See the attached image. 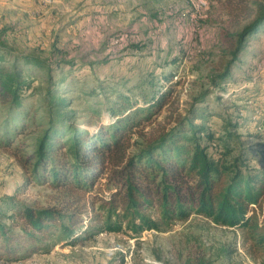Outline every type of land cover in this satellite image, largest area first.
Masks as SVG:
<instances>
[{
	"label": "rangeland",
	"instance_id": "rangeland-1",
	"mask_svg": "<svg viewBox=\"0 0 264 264\" xmlns=\"http://www.w3.org/2000/svg\"><path fill=\"white\" fill-rule=\"evenodd\" d=\"M205 1L206 7L200 9L194 0H0V41L9 50V61L14 54L55 61L52 48L57 43L61 51L57 58L75 65L73 73L65 69L60 74L51 68L52 93L57 91L66 103L61 112L66 122L54 127L71 124L96 132L99 125L113 122L110 109L118 106L117 94L138 100L155 90L141 84L152 70L157 80L163 74L176 75L180 102L209 89V76L220 69L223 36L239 32L251 19H241L238 12L236 19L232 17L225 0ZM76 20L89 23L90 31L69 30L68 24ZM78 32L87 43L94 42L87 50L76 46ZM247 45L230 69L229 89L218 92V99L208 95L204 105L224 119H215V125L210 122L209 130L214 132L215 143L232 149L228 159L243 151L249 165L260 168L264 165L260 162L264 159V106L257 109L254 103L264 105V26ZM175 57L181 61L162 65ZM19 67L25 78L36 79L39 90L20 110L8 114L0 108V129L16 116L17 121L24 110H32L15 139L9 144L0 140V201L12 199L15 204L46 208L57 205L54 192L48 184L32 180L31 166L23 162L33 144L35 136L29 133L37 129L34 124L46 128L53 111L43 98L47 71L32 64L20 63ZM164 115L162 111L158 121ZM235 118L243 121L230 129L232 136L226 139L218 131L219 124ZM81 224L85 229L88 218ZM244 238L238 229L190 214L185 221L162 223L158 230L139 234H92L72 245L47 238L43 245H48V252L28 250L17 255H26L21 259L3 256L0 264H264V255L250 248Z\"/></svg>",
	"mask_w": 264,
	"mask_h": 264
},
{
	"label": "trees",
	"instance_id": "trees-1",
	"mask_svg": "<svg viewBox=\"0 0 264 264\" xmlns=\"http://www.w3.org/2000/svg\"><path fill=\"white\" fill-rule=\"evenodd\" d=\"M224 7L235 19L238 12L241 19L251 20L239 32L223 36L220 69L209 76V89L180 102L176 75L162 73L157 80L152 70L141 84L155 90L138 100L117 94L118 106L110 109L113 122L99 125L96 132L71 124L54 127L65 124L61 112L66 103L57 91L52 93L51 68L60 74L65 69L73 73L74 62L57 58L61 51L54 45L55 61L31 54H14L9 61L8 49L0 41V108L6 113L20 110L39 90L36 79L24 77L20 63L47 71L43 98L53 111L46 128L34 124L37 129L29 134L35 137L23 163L31 166L32 180L48 184L57 203L38 209L12 199L0 201V258L21 259L26 255H17L28 250L46 253L50 250L43 245L47 238L72 245L92 234H139L158 230L162 223L185 221L190 214L240 230L249 247L264 255V165L251 167L243 151L228 159L232 149L215 143L214 132L209 130L222 117L204 105L208 95L218 99V92L229 89L231 67L264 26V3L225 0ZM180 61L175 57L162 65ZM254 104L257 109L264 106ZM31 111L26 109L17 121L16 116L12 123L2 124L0 140L9 144L15 139ZM162 111L164 119L158 121ZM239 120L243 121H222L218 131L230 139V129ZM87 218L84 229L81 222Z\"/></svg>",
	"mask_w": 264,
	"mask_h": 264
},
{
	"label": "crops",
	"instance_id": "crops-1",
	"mask_svg": "<svg viewBox=\"0 0 264 264\" xmlns=\"http://www.w3.org/2000/svg\"><path fill=\"white\" fill-rule=\"evenodd\" d=\"M84 22H86V21L85 20H76V22L74 24L69 23L67 27L69 28V30L70 29H74V28H76V30H78V27H81V30H86L87 32L90 31V30H88L89 23H84ZM76 36L77 37L79 36L78 38H80V41L78 40V43H77L78 45H76V46H79V48H78L79 50H87L86 46H90V45L94 44V42L87 43V39H83V37H81L82 34L80 32H78V34ZM75 38L76 37H73L74 42H75ZM95 41H98V40L95 39ZM102 45H103V43H100V48H101ZM54 46L57 49L59 48L57 43L54 44ZM52 50H53V48H52ZM99 50H101V49H99Z\"/></svg>",
	"mask_w": 264,
	"mask_h": 264
},
{
	"label": "built area",
	"instance_id": "built-area-1",
	"mask_svg": "<svg viewBox=\"0 0 264 264\" xmlns=\"http://www.w3.org/2000/svg\"><path fill=\"white\" fill-rule=\"evenodd\" d=\"M194 2L196 3V7L200 9L205 8L207 5L205 0H194Z\"/></svg>",
	"mask_w": 264,
	"mask_h": 264
}]
</instances>
